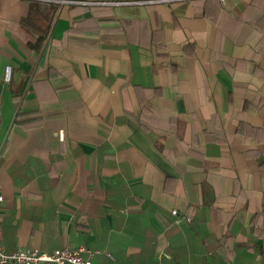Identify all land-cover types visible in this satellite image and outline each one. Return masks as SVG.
<instances>
[{"label":"crops","instance_id":"0c3cea01","mask_svg":"<svg viewBox=\"0 0 264 264\" xmlns=\"http://www.w3.org/2000/svg\"><path fill=\"white\" fill-rule=\"evenodd\" d=\"M251 1L224 0L221 7L237 18ZM32 4L60 6L49 36L55 44L44 43V53L29 50L22 38ZM84 6L108 9L84 20L68 36L72 43L63 44ZM203 8L192 0H0L1 247L85 246L100 252L97 264H155L159 254L162 264H264V236L254 235L257 215L246 204L229 213L233 204L219 201L230 195L232 180L209 184L182 140L204 130L217 110L230 144L195 150L208 166L227 158L243 186L261 192L257 162L243 156L248 147L235 136L230 115L242 101L235 86L251 77L224 67L248 56V31H233L222 12ZM130 19L162 30V63L125 34L99 32ZM218 28L225 29L222 39ZM232 33L239 43L226 37ZM188 42L194 46L187 60ZM217 48L223 61L210 60ZM137 85L156 90L143 92L158 113L153 131L139 125ZM165 107L186 131L165 132ZM247 120L264 129L256 114ZM183 157L185 164H177ZM189 163L199 170L187 171ZM173 210L191 223L175 224Z\"/></svg>","mask_w":264,"mask_h":264},{"label":"trees","instance_id":"16d2710c","mask_svg":"<svg viewBox=\"0 0 264 264\" xmlns=\"http://www.w3.org/2000/svg\"><path fill=\"white\" fill-rule=\"evenodd\" d=\"M192 3H202L203 7H209L214 12H222L225 19L232 21L233 31H237L240 26L242 29L248 31L249 54L244 59L238 60L233 67L224 65L229 72L243 71L246 72L251 78L246 85H236L234 88L235 93L242 97L241 105L237 109L231 111V123L234 126L235 136L241 140V144L248 149L243 151V156L246 159H253L257 162L259 170V180L261 182V192L255 196L252 190L245 188L241 179L236 175L235 171L229 169L230 164L227 158H222L218 166H208L204 162V155L195 150L196 147L202 143L207 144H230L231 138L229 135L223 133V122L217 110L210 111V116L206 120V128L200 132H196L193 137L189 139L182 138L183 142L187 146V151L191 159L200 161V170L205 173L206 181L209 182L212 179L222 182L223 180H232V191L230 195L224 198V201L233 204V210L229 213H237L243 205H247V211L255 213L257 215L254 227V235L257 238L264 236V153L261 152L259 147L264 149V129L261 126L252 125L247 120L248 114H256L261 120H264V70L260 67L261 61L264 59V0H252L246 7L241 16L234 18L232 15L222 9L221 0H192ZM203 8V9H204ZM84 10L79 15V20L74 21V26L67 31L63 44L72 43L68 40V36L76 34V29L84 20L92 21L102 10L108 8L102 6H90L82 7ZM60 12L59 5H42L32 4L29 7L28 15L23 23L20 25L23 31V42L32 52L44 53L42 48L48 43L55 44L50 41V30L57 19ZM131 30V32H128ZM114 32L125 34L129 39V42L140 46L142 48L153 50L156 52L157 60L161 63L166 58L163 54L164 41L163 33L161 29L151 30L148 21L142 19H130L122 20L120 25L112 29H100L99 32ZM220 32H225V29L218 28V34L221 39L225 37ZM226 37L230 38L233 43L235 41V34H228ZM245 42V41H244ZM193 43H185L183 46V56L187 60L192 56ZM220 49L217 48L215 53L210 56V60L217 59L218 62L223 61L220 58ZM185 60V59H184ZM176 64V63H175ZM179 65V64H178ZM176 64V66H178ZM175 67V66H174ZM240 84V83H239ZM137 91H141V95H138L139 103L141 106V113L139 118V125L144 130H155L154 126H158V119H154L153 116H157L158 113L154 112V106L150 105L152 98L149 94H144L147 91L156 94V90H149L142 86H135ZM145 91V92H144ZM144 92V93H143ZM168 107H165V113L162 114L165 122V132H180L184 129L186 131L187 125L177 119V115L169 111ZM165 114V118L164 115ZM156 121L154 124L148 122V118ZM162 120V121H163ZM163 127V123L161 125ZM160 149V148H159ZM161 154L170 152L168 150L161 149ZM179 165L185 164L186 159L183 157L176 160ZM185 169L189 172L199 170L192 167L189 163ZM213 191H215L214 187ZM221 213H224L221 211Z\"/></svg>","mask_w":264,"mask_h":264},{"label":"built area","instance_id":"2783aa9c","mask_svg":"<svg viewBox=\"0 0 264 264\" xmlns=\"http://www.w3.org/2000/svg\"><path fill=\"white\" fill-rule=\"evenodd\" d=\"M224 2V0H221ZM11 67L7 66L4 70V81L9 82ZM4 197L0 188V204L3 203ZM174 223L180 224L191 223V217L181 215L177 210L171 211ZM99 251L91 250L85 246H79L76 249L58 248L52 251H39L38 249H20L14 252H8L0 246V264H97L93 261ZM105 256L111 259V255L105 253ZM165 256L159 254L155 259V264H162Z\"/></svg>","mask_w":264,"mask_h":264}]
</instances>
